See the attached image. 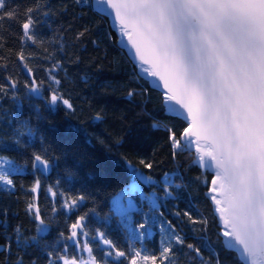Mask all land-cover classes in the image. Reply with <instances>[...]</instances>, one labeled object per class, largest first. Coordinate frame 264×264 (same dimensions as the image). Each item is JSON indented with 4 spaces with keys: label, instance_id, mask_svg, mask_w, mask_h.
Returning a JSON list of instances; mask_svg holds the SVG:
<instances>
[{
    "label": "snow or ice",
    "instance_id": "1",
    "mask_svg": "<svg viewBox=\"0 0 264 264\" xmlns=\"http://www.w3.org/2000/svg\"><path fill=\"white\" fill-rule=\"evenodd\" d=\"M77 4L87 0H75ZM101 11H108L127 44L131 46L140 70L157 82L163 89V105L166 113L179 120V128L164 127L170 154L176 158L188 153L191 163L211 173L205 179L206 196L219 218L218 240L226 251H233L237 264H264V0H95ZM103 6H106L103 7ZM48 5L33 0L31 5L13 6L10 0H0V49L4 48L3 29L6 23L16 25L19 50L15 51V66L26 72L31 91H38L43 81H37L24 45L42 47L36 29L40 17L51 15ZM88 29L76 33L75 39L83 41ZM99 47L97 41H91ZM47 51V49H44ZM11 51V50H10ZM47 58V57H46ZM8 58L0 55V69L7 70ZM61 66L56 61L48 69L54 85L61 81L52 75ZM0 95L18 88V80L11 75L2 77ZM50 103L63 104L74 111L70 98H65L59 87L49 85ZM127 92L128 97L140 95ZM104 117L97 113L95 119ZM30 132V130H29ZM18 142V141H17ZM46 155L33 153L31 166L46 171L50 167ZM144 169L151 170L154 162L139 161ZM16 171L13 162L0 155V187L14 190L16 185L11 173ZM151 180L152 178L146 177ZM171 182L165 183L163 193L173 195ZM179 187V185H176ZM40 180L36 179L30 192L38 193ZM48 192L55 200L57 192L51 187ZM62 196L61 207L72 211L84 201L83 195ZM150 199L152 216L147 214L138 222H132L134 206L127 207L115 202V211L127 218L131 238L143 241L149 219L156 222L155 215L165 217L160 211L162 205ZM55 203L52 212H56ZM26 212L41 226L45 225L42 211L34 195L27 202ZM177 223L165 219L167 229L161 226L164 238L158 253L148 254L143 248L121 249L107 237L105 232L96 230L93 239L99 240L107 249L103 255L113 258L118 264H178L177 252L188 250V255L199 264H222L219 253L206 244L209 221L194 217L190 210H175L172 213ZM88 214L78 216L68 225V235L60 236L72 241L78 253L67 255L48 252V264H102L94 254L87 230ZM180 222L191 225L193 233H201L199 245L188 242V235L179 226ZM6 224V221L4 222ZM199 226V227H197ZM43 230V229H42ZM19 239L20 226L15 229ZM151 235L150 232L147 233ZM222 238V239H221ZM35 239V237H33ZM11 240L0 241V252H11ZM209 253L205 259L204 249ZM16 264H24L19 258ZM31 264H36L32 261Z\"/></svg>",
    "mask_w": 264,
    "mask_h": 264
},
{
    "label": "trees",
    "instance_id": "2",
    "mask_svg": "<svg viewBox=\"0 0 264 264\" xmlns=\"http://www.w3.org/2000/svg\"><path fill=\"white\" fill-rule=\"evenodd\" d=\"M10 2L13 6H27L33 0ZM39 2L48 5L47 11L51 13L46 17L41 15L36 29L43 46L30 42L24 45L26 53L35 54L29 58V64L36 80L43 81L38 91L24 87L30 78L15 66L13 53L20 47V29L16 25L9 28L11 22L4 26V48L0 49V55L9 62L7 70L0 69V83L8 75L19 82L17 89L9 90L6 96L0 95V153L26 166L23 172L11 174L16 185L14 190L0 188V241L6 233L12 245L10 253L0 252V264H16L21 257L24 264L32 261L48 264L47 253L64 254L65 245L67 255H80L72 241L65 240L60 233L67 236L68 225L85 213L88 214L85 221L88 239L102 264L118 262L103 255L107 249L93 239L97 229L121 249L131 251L135 247L145 249L148 254L158 253L161 235L156 227L151 235L145 236L143 243L132 240L111 207L113 194L128 185L133 176L137 178L136 171L152 178L148 182L139 180L146 191H155L164 219L177 223L172 214L175 210H190L194 217L203 216L209 221L203 233L205 243L219 253L222 264H237L235 253L226 251L218 240L220 225L206 196L204 182L211 179V173L192 164L186 152L176 158L171 156L165 128L153 125L179 128L183 122L166 113L161 91L150 84L118 44L108 17L92 6V0L81 4L75 0ZM85 28L88 29L86 37L82 42L76 40V33ZM91 41H97L99 47ZM56 61L61 66L52 75L61 81L59 86L53 84L48 74ZM50 84L71 99L74 111L67 110L63 104L50 103ZM129 91L141 94L128 97ZM97 113L104 118L95 119ZM33 153L50 159L46 171L32 168ZM141 159L153 161L154 167L144 169L139 163ZM36 179L40 180V189L33 194L30 188ZM169 181L173 195L166 197L163 187ZM49 187L58 194L55 200L48 192ZM60 194L63 197L83 195L85 199L77 208L67 211L61 207ZM34 195L44 226L26 212L27 202ZM54 203L55 213L52 212ZM140 203L148 207L145 200H138L139 206ZM135 214L139 217L136 220H140L144 212L137 209ZM17 226H20L19 239L15 233ZM179 226L187 233L188 242L199 245L201 233H193L192 226L186 222H180ZM208 255L205 248V259ZM175 259L178 264H199V258L193 261L187 249L178 251Z\"/></svg>",
    "mask_w": 264,
    "mask_h": 264
},
{
    "label": "rangeland",
    "instance_id": "3",
    "mask_svg": "<svg viewBox=\"0 0 264 264\" xmlns=\"http://www.w3.org/2000/svg\"><path fill=\"white\" fill-rule=\"evenodd\" d=\"M0 155H4L6 157H8L5 154H1ZM12 162L14 167L16 168V171L14 172H23L24 170H26V166L20 163L15 162L12 158L8 157ZM12 172V173H14ZM11 173V174H12ZM134 175L138 178H135L133 176V178L131 179V181L128 183V185L124 186L123 188L119 189L115 194H113V196L111 197V207L114 210L115 213H117L115 211V202L119 201L120 204L124 207H127V205L129 203H131L134 206V210L131 212V216H132V222H138L139 220H136V218H139L136 214L135 211L138 209L140 210V212H144L143 216L145 214H147L149 217L152 216V211H150L151 208V202L150 199H147L146 197H150L151 199H154L157 201L156 198V194L155 191L151 190V191H146L142 185V183L140 182V180L148 182V179H146V176L144 174H142L141 172L136 171L134 173ZM140 179V180H139ZM1 189H3L2 187H0ZM138 200H145L146 204H148V207L142 203H140V206L137 204ZM158 203V202H157ZM118 214V213H117ZM120 217V220L123 224V226L125 227L128 236L131 238V229L129 228V221L127 220L126 217L121 216L120 214H118ZM155 220L156 222L153 223L151 219H149L148 225H146V229H145V233L147 236L148 232L152 233L154 231V228L156 227L161 235V241L164 238V233L161 231V226L163 225V227L165 229H167V224L164 222L165 219L160 217L158 213H156L155 215ZM145 238V237H144ZM132 240H136V239H132ZM144 240V239H143ZM140 241V240H139ZM141 243H143V241H140ZM80 255H83L86 257V255H84L83 253H80Z\"/></svg>",
    "mask_w": 264,
    "mask_h": 264
},
{
    "label": "water",
    "instance_id": "4",
    "mask_svg": "<svg viewBox=\"0 0 264 264\" xmlns=\"http://www.w3.org/2000/svg\"><path fill=\"white\" fill-rule=\"evenodd\" d=\"M92 6H93L96 10L100 11L101 13L105 14V15L108 17L111 27L115 30V32H116V34H117V37H118V44H119L120 46H122V47L126 50V52L129 54V56L132 58V60H133V61L135 62V64L138 66V65H139V61L136 59V57H135V55H134V53H133V50L131 49V46L127 44L126 39H125L124 37H122V36L119 34L118 29H117V27H116V25H115V22H114L113 19H112V16L108 14V11H101V6L98 5V4L95 2V0H92ZM103 7L106 8V6H103ZM138 67H139V66H138ZM142 74H143V76H144V77L150 82V84H151L152 86H154V87L157 88L159 91H161V93L163 92V89H162L161 87H158V86H157V82H156V81H154L152 78L146 76L143 72H142ZM216 216H217V215H216ZM217 219H218V223H219V218H218V216H217ZM219 225H220V224H219Z\"/></svg>",
    "mask_w": 264,
    "mask_h": 264
}]
</instances>
